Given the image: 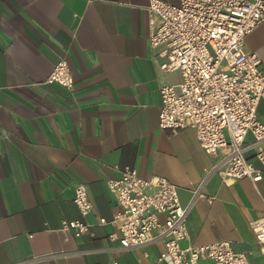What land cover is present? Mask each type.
Here are the masks:
<instances>
[{
	"label": "crops",
	"instance_id": "obj_1",
	"mask_svg": "<svg viewBox=\"0 0 264 264\" xmlns=\"http://www.w3.org/2000/svg\"><path fill=\"white\" fill-rule=\"evenodd\" d=\"M149 3L0 0V264L57 253L26 264H151L148 248L156 260L162 244L123 251L108 239L118 204L107 181L126 165L177 186L181 204L190 206L191 243L229 241L252 264H264V244L250 228L264 210V173L258 182H225L210 172L227 149L212 156L194 129L159 127L160 90L180 74L161 70L163 47L149 44ZM244 43L264 62V23ZM62 59L73 90L46 82ZM257 114L264 123V98ZM253 140L249 134L246 144ZM255 151L246 155L260 168ZM79 184L93 202L91 233L82 237L62 229L81 218ZM200 186L212 203L195 197Z\"/></svg>",
	"mask_w": 264,
	"mask_h": 264
},
{
	"label": "built area",
	"instance_id": "obj_2",
	"mask_svg": "<svg viewBox=\"0 0 264 264\" xmlns=\"http://www.w3.org/2000/svg\"><path fill=\"white\" fill-rule=\"evenodd\" d=\"M148 14L149 44L153 49L163 47L160 69L180 74L178 83L160 90L159 127L194 129L201 148L212 156L227 149L224 160L210 172L225 182L262 180L264 123L257 109L264 98V62L246 50L244 42L264 23V0H179L178 4L150 0ZM46 82L73 90L75 82L66 59L54 66ZM249 134L254 140L246 144ZM254 148L260 168L246 155ZM117 169L121 176L107 181L118 204L110 221L116 231L108 239L117 241L121 250L160 243L163 249L151 264H252L249 254L236 251L229 241L204 245L190 242V206L181 204L175 184L163 177L144 179L129 165ZM201 186L195 197L212 203L215 198L202 194ZM74 202L81 218L65 220L62 229L82 237L91 233L92 226L86 221L93 202L85 184L76 187ZM250 228L256 241L264 244V210L250 222ZM62 255L33 257L19 264Z\"/></svg>",
	"mask_w": 264,
	"mask_h": 264
},
{
	"label": "rangeland",
	"instance_id": "obj_3",
	"mask_svg": "<svg viewBox=\"0 0 264 264\" xmlns=\"http://www.w3.org/2000/svg\"><path fill=\"white\" fill-rule=\"evenodd\" d=\"M201 200V199H200ZM148 251H149V253L151 254V256H150V260H151V262L153 261L154 262V260H155V257L153 256V252H152V249L151 248H148Z\"/></svg>",
	"mask_w": 264,
	"mask_h": 264
}]
</instances>
